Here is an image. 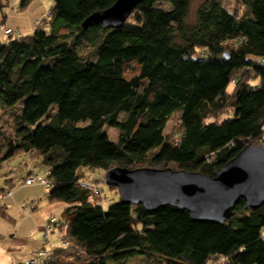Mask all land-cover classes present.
I'll list each match as a JSON object with an SVG mask.
<instances>
[{"label": "trees", "instance_id": "trees-1", "mask_svg": "<svg viewBox=\"0 0 264 264\" xmlns=\"http://www.w3.org/2000/svg\"><path fill=\"white\" fill-rule=\"evenodd\" d=\"M237 1L242 14L206 0L189 24L190 0H142L119 29H83L116 0H54L32 35L0 37V121L14 127L0 131V179L25 154L46 168L34 172L49 182L47 200L65 204L50 232L60 244L39 264H264V206L247 211L241 200L224 225L174 207L105 209V176L89 177L116 167L213 176L264 144V0ZM176 115L182 132L168 134ZM105 126L121 131L117 141ZM82 181L101 190L95 204Z\"/></svg>", "mask_w": 264, "mask_h": 264}, {"label": "water", "instance_id": "water-1", "mask_svg": "<svg viewBox=\"0 0 264 264\" xmlns=\"http://www.w3.org/2000/svg\"><path fill=\"white\" fill-rule=\"evenodd\" d=\"M141 2L116 0L109 9L88 17L82 27L119 29ZM224 57L229 59L228 54ZM105 183L118 189L123 204L142 205L152 213L174 207L188 212L194 222L224 225L241 200L247 211L264 206V146H246L213 176L171 168L116 167L106 173Z\"/></svg>", "mask_w": 264, "mask_h": 264}, {"label": "crops", "instance_id": "crops-1", "mask_svg": "<svg viewBox=\"0 0 264 264\" xmlns=\"http://www.w3.org/2000/svg\"><path fill=\"white\" fill-rule=\"evenodd\" d=\"M38 164L40 162L30 160L23 175L19 174L17 177L12 173H6L11 176L5 180L0 179V182L3 181L0 184L1 193L12 189L11 196L0 198V264H25L33 260L45 243L44 225L50 217H56V212H60L58 216L60 219L65 207L62 203H50L47 200V191L41 185L17 187V181L30 172L37 171L35 166ZM12 179L11 184L5 183ZM33 204L36 208L31 209ZM59 244L58 240H54L51 245L53 247Z\"/></svg>", "mask_w": 264, "mask_h": 264}, {"label": "rangeland", "instance_id": "rangeland-1", "mask_svg": "<svg viewBox=\"0 0 264 264\" xmlns=\"http://www.w3.org/2000/svg\"><path fill=\"white\" fill-rule=\"evenodd\" d=\"M23 1L24 0H0V4L4 6L3 15L7 17L6 26L12 29L21 30L25 36H30L33 34L36 27L41 26L40 24H42V20L49 18L47 16H45L44 18V15H47L50 12V10H52L54 6V0H32L27 7H24L22 5ZM205 1L206 0H190V9H189V15H188L189 24H193L196 21L198 8ZM220 1L222 5L232 14L236 12H239L240 14H242L244 12V9H241V6L238 5L237 0H220ZM157 6L165 10L171 9V6L168 3H158ZM0 37L3 41L7 40L8 38L4 34V27L0 28ZM179 117L180 116L176 115L169 122L168 127L166 129V132L168 134L177 132L179 129L182 132V129L178 125ZM124 118H125V115H121L120 121H123ZM11 123L12 122L10 120L7 121L6 118H4L3 121L1 120L0 121V131H4L9 135L14 133V127L13 125H11ZM88 124L89 123H81L80 126H87ZM103 131L109 136L111 141H117L121 134V131L118 128L109 127V126H105ZM28 164H30V159L25 154H22L14 158L13 160L5 164V166L3 167L1 171L3 177L1 178V180H5L6 178L11 176L10 174H6V173H12L13 176H17V177L19 174L23 175L27 170ZM35 167H36L35 170H37L38 173L45 175L46 168L42 164H38V166H35ZM101 176L103 177L105 176V173L102 171H96V172L89 173L90 179L94 181L98 179L102 180ZM2 182L3 181H1L0 184H2ZM101 189L104 194L103 207L105 209H108L110 206L114 205L115 203L119 201V195L115 191L111 190L107 184L105 185L103 184L101 186ZM59 214L60 212H56L55 215L57 218H59L58 217ZM43 239L45 242L44 233H43ZM61 239L62 238H61L60 233L58 231H55L53 227V232L50 233V243L47 245V250L51 249L52 247L51 244L52 242H54V240H58L60 242ZM36 256L37 254H35V257ZM145 259H146L145 257H138V258L130 260L127 264H148L146 263ZM110 264H115V263L110 262Z\"/></svg>", "mask_w": 264, "mask_h": 264}, {"label": "built area", "instance_id": "built-area-1", "mask_svg": "<svg viewBox=\"0 0 264 264\" xmlns=\"http://www.w3.org/2000/svg\"><path fill=\"white\" fill-rule=\"evenodd\" d=\"M50 15H51V12H49L46 16L50 17ZM4 34L9 38H13L14 40H18V41H22V39L25 37V35L23 34V32L21 30L12 29L10 27H7L6 25L4 26ZM262 63L264 65V60H262ZM17 185L19 187H30V186H34V185H41V186H44L46 189H49V182H48L47 178L45 176H41L35 172H32L27 177L20 179L17 182ZM80 185L85 190L91 192V195L89 197V201L91 203L95 204L97 198H102L101 190L99 189V187L97 185L91 184V183L86 182V181H82L80 183ZM11 195H12L11 189H7L3 193L0 192V198H3L4 196H11ZM34 207L35 206L33 205L32 208H34ZM55 222H56V219L54 217H50V219L44 225V237H45L44 247L37 252V256L33 260L26 262V264H39L41 261H45V260L49 259L50 254L46 250V245L48 242L49 234L52 231V225Z\"/></svg>", "mask_w": 264, "mask_h": 264}]
</instances>
